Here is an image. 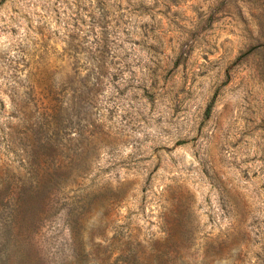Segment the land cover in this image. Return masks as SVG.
Here are the masks:
<instances>
[{
	"label": "rangeland",
	"instance_id": "374dc122",
	"mask_svg": "<svg viewBox=\"0 0 264 264\" xmlns=\"http://www.w3.org/2000/svg\"><path fill=\"white\" fill-rule=\"evenodd\" d=\"M0 264H264V0H0Z\"/></svg>",
	"mask_w": 264,
	"mask_h": 264
}]
</instances>
